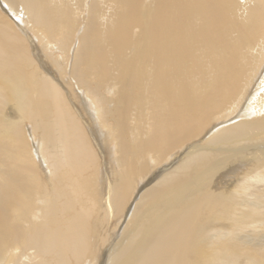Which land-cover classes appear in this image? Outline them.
I'll return each instance as SVG.
<instances>
[{
  "label": "bare ground",
  "instance_id": "obj_1",
  "mask_svg": "<svg viewBox=\"0 0 264 264\" xmlns=\"http://www.w3.org/2000/svg\"><path fill=\"white\" fill-rule=\"evenodd\" d=\"M0 264H264V0H0Z\"/></svg>",
  "mask_w": 264,
  "mask_h": 264
},
{
  "label": "rangeland",
  "instance_id": "obj_2",
  "mask_svg": "<svg viewBox=\"0 0 264 264\" xmlns=\"http://www.w3.org/2000/svg\"><path fill=\"white\" fill-rule=\"evenodd\" d=\"M255 87H257V85H255ZM241 176V174H238V175H232V176H230V178L228 179L229 181H232L233 179H234V177H236V179L237 178H239Z\"/></svg>",
  "mask_w": 264,
  "mask_h": 264
}]
</instances>
